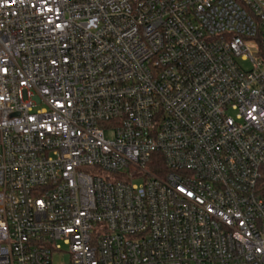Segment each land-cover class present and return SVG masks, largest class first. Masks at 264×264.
Returning <instances> with one entry per match:
<instances>
[{
  "label": "built area",
  "instance_id": "2783aa9c",
  "mask_svg": "<svg viewBox=\"0 0 264 264\" xmlns=\"http://www.w3.org/2000/svg\"><path fill=\"white\" fill-rule=\"evenodd\" d=\"M264 264V0H0V264Z\"/></svg>",
  "mask_w": 264,
  "mask_h": 264
},
{
  "label": "rangeland",
  "instance_id": "374dc122",
  "mask_svg": "<svg viewBox=\"0 0 264 264\" xmlns=\"http://www.w3.org/2000/svg\"><path fill=\"white\" fill-rule=\"evenodd\" d=\"M63 253L60 255L54 256L55 264H69L71 260V256L69 254V249L67 246L63 245Z\"/></svg>",
  "mask_w": 264,
  "mask_h": 264
}]
</instances>
